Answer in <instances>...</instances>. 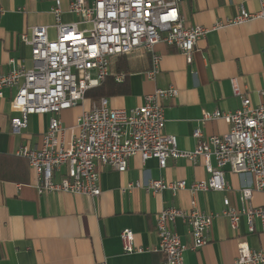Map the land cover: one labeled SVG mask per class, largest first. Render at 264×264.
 Returning a JSON list of instances; mask_svg holds the SVG:
<instances>
[{
    "label": "crops",
    "instance_id": "0c3cea01",
    "mask_svg": "<svg viewBox=\"0 0 264 264\" xmlns=\"http://www.w3.org/2000/svg\"><path fill=\"white\" fill-rule=\"evenodd\" d=\"M55 1L0 0L4 11L0 18V74L11 69V60L17 66L31 68L30 47L20 41L31 27L46 26L49 39L56 37L52 14ZM58 1L60 22H78L69 12L73 0ZM239 4L240 0H181L179 13L187 27L211 29L217 22L234 17ZM245 8L257 11L258 4L246 2ZM154 52L160 62L153 81L145 77L151 66L149 54L136 52L127 56V75L117 71L126 67L125 63L113 57L112 76L108 77L117 86L104 98L112 109L129 110L143 104L144 97L155 90L173 87L177 95L163 102L164 134L176 137L181 152H194L195 129L203 137L228 132L229 125L222 119L203 121L202 116L215 111L232 113L240 108V97L233 95L231 79H236L241 97H246L252 107L264 105V23L260 20L208 32L197 42L190 62L173 47L161 43ZM118 75L122 76L121 82L115 81ZM14 95L15 89L10 88L0 98V264H161L163 256L156 252V216L167 208L189 209L190 185L208 179L202 159H169L165 169H159L156 160L142 163L136 156L128 160L123 173L97 165L101 194L96 198L60 192L39 194L35 172L15 153L21 146L40 147L49 116L28 117L21 134H13L10 121L19 117L11 107ZM95 100H84L81 106L61 112L58 117L62 126H73ZM225 171L224 191L196 196L201 211L217 216L205 235L206 245L196 251L187 250L184 264H232L240 244L264 251V234L257 221L250 231L241 217L232 229L223 215V201L226 199L229 208L239 210L241 190L250 186L249 177L228 168ZM59 179L55 174L54 182ZM150 180L184 181L185 189L176 195L168 190L152 194L143 187L124 190L129 184H147ZM251 205L264 206V195L253 191ZM124 230L132 232L133 247L142 253L123 252L120 234ZM173 231L183 244H190L187 228L180 220L173 225Z\"/></svg>",
    "mask_w": 264,
    "mask_h": 264
},
{
    "label": "built area",
    "instance_id": "2783aa9c",
    "mask_svg": "<svg viewBox=\"0 0 264 264\" xmlns=\"http://www.w3.org/2000/svg\"><path fill=\"white\" fill-rule=\"evenodd\" d=\"M181 0H73L69 12L78 22H60V5L55 1L52 14L56 37L49 39L48 27H31L21 43L30 47L31 68L9 61L11 69L0 74V98L3 91L14 88L12 109L19 117L10 121L11 132L20 135L28 125V117L48 115L47 129L39 148L21 146L15 153L27 161L35 172L39 194L60 192L96 198L101 194L97 165L118 173L127 170L128 160L139 157L141 162L154 159L159 169H165L169 159L201 158L208 175L206 181L194 182L189 187V209L167 208L156 216L158 238L156 252L163 256L161 264H184V253L206 245V233L217 215L201 211L198 193L222 192L226 189L225 169L250 179V186L240 193L241 208H229L223 215L232 229L244 217L253 231L254 221L264 234V206L251 205L252 192L264 195V105L252 107L241 97L236 79L230 80L233 95L240 97V108L232 113H203V121L222 119L229 130L221 136L203 137L198 129L192 133L197 141L193 153L177 149L176 137L164 134L163 102L177 95L173 87L158 89L144 97L143 104L129 110L112 109L106 98L92 102L75 124L64 128L61 112L79 107L85 92L102 83L111 75V59L119 55L144 52L150 55L151 66L145 77L153 81L158 73L160 57L154 47L161 43L182 53L187 62L197 42L208 32L239 26L260 20L264 23V0H240L237 14L217 22L211 29L187 27L179 13ZM246 2H256L257 11H248ZM4 15L0 7V18ZM84 26L79 29L78 26ZM121 82L122 76H115ZM55 174L60 179L54 182ZM143 187L152 194L168 190L173 195L185 189L184 181L166 183L150 180L147 184L127 185L124 190ZM180 220L187 228L190 244L185 245L173 231ZM133 234L122 231L120 240L125 254L142 253L133 247ZM238 256L232 264H264V251L249 249L240 244ZM103 264V263H102Z\"/></svg>",
    "mask_w": 264,
    "mask_h": 264
},
{
    "label": "trees",
    "instance_id": "16d2710c",
    "mask_svg": "<svg viewBox=\"0 0 264 264\" xmlns=\"http://www.w3.org/2000/svg\"><path fill=\"white\" fill-rule=\"evenodd\" d=\"M129 55H119L116 57H119V59L121 58V62H123V64L125 63L126 67L124 68H119L117 69V71H123L125 75H127L128 69H127V61H126V57ZM112 76V74H111ZM117 84L113 81L112 77H107L105 78V80L100 83L99 86L90 89L88 91L85 92L84 95V99L85 100H95V99H100V98H104L106 96L109 95V93H114L115 89H116Z\"/></svg>",
    "mask_w": 264,
    "mask_h": 264
}]
</instances>
